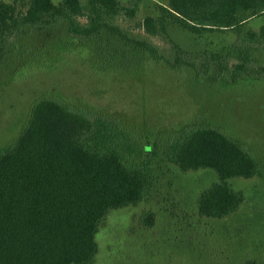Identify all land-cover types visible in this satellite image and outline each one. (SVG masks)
I'll use <instances>...</instances> for the list:
<instances>
[{"label": "trees", "instance_id": "16d2710c", "mask_svg": "<svg viewBox=\"0 0 264 264\" xmlns=\"http://www.w3.org/2000/svg\"><path fill=\"white\" fill-rule=\"evenodd\" d=\"M0 2V95L26 68L74 46L100 71L144 72L150 63L222 85L264 80V0H157L133 33L139 6L122 0ZM130 22V23H131ZM214 33L234 36L221 47L186 49ZM149 37L161 38L169 52ZM73 45V46H72ZM126 125V124H125ZM122 118L54 95L35 100L19 133L0 146V264H94L97 234L111 211L137 206L154 190L165 164L182 172L214 170L196 199L200 217L225 219L245 201L232 179L262 177L263 162L240 139L214 125L190 123L144 142ZM155 213L143 217L151 227ZM243 264H264L246 257Z\"/></svg>", "mask_w": 264, "mask_h": 264}, {"label": "rangeland", "instance_id": "374dc122", "mask_svg": "<svg viewBox=\"0 0 264 264\" xmlns=\"http://www.w3.org/2000/svg\"><path fill=\"white\" fill-rule=\"evenodd\" d=\"M1 1L26 9L21 0ZM122 1L139 6L136 19L124 25L148 37L136 25L155 11L157 0ZM249 24L260 27L264 16ZM174 35L186 49L196 52L235 41L233 35L219 33L200 42L189 35ZM149 39L169 52L161 38ZM45 60L23 70L0 95V146L19 133L35 100L54 95L119 116L132 133H146V143L190 123L214 125L240 139L264 164L262 79L222 85L198 78L189 68L173 70L154 63L137 75L105 72L95 68L88 51L80 46ZM262 171L264 174V165ZM158 176L154 190L143 202L111 211L106 217L97 234L99 252L94 264H243L246 257L264 259V175L232 179L245 201L235 214L222 220L200 217L196 207L201 191L217 180L214 170L184 173L170 163ZM149 211L155 213L156 220L147 228L142 219Z\"/></svg>", "mask_w": 264, "mask_h": 264}]
</instances>
